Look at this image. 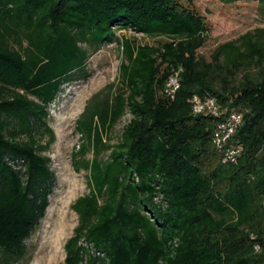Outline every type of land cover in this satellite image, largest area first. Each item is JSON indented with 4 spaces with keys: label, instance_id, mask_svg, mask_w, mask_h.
I'll use <instances>...</instances> for the list:
<instances>
[{
    "label": "trees",
    "instance_id": "1",
    "mask_svg": "<svg viewBox=\"0 0 264 264\" xmlns=\"http://www.w3.org/2000/svg\"><path fill=\"white\" fill-rule=\"evenodd\" d=\"M192 4L0 0V264L21 259L49 205L48 107L64 84L89 76V57L116 31L167 41L121 39L122 87L92 96L76 121L82 145L73 163L88 173V193L72 204L78 224L64 264H264V29L206 58L198 51L210 29ZM178 69L169 99L163 87ZM193 96L241 115L228 143L240 150L234 164H223L212 144L214 120L192 114ZM125 112L118 143L107 144L103 135Z\"/></svg>",
    "mask_w": 264,
    "mask_h": 264
},
{
    "label": "rangeland",
    "instance_id": "2",
    "mask_svg": "<svg viewBox=\"0 0 264 264\" xmlns=\"http://www.w3.org/2000/svg\"><path fill=\"white\" fill-rule=\"evenodd\" d=\"M191 7L205 18L210 29L207 42L198 51L206 58L216 46L235 40L248 31L264 29V8L257 0L232 5H223L216 0H193ZM121 39H127L137 46L151 47H158L167 41L163 36L148 37L130 31H116L115 42L102 45L89 57L86 65L89 76L75 78L62 86L48 107L46 120L54 135L53 142L43 153L50 159L49 166L55 175L49 205L39 225L24 241L23 256L12 264H64V245L78 224L72 204L88 193V173L83 169L78 171L73 163V153L82 145V138L75 130L76 121L92 96L113 95L122 87L119 70L123 60L119 47ZM130 118L131 115L125 112L113 128L103 135L107 144L118 143L123 127ZM39 141L44 145L48 136L40 137ZM109 154L110 151L101 152L99 158L107 160ZM93 156L90 151L85 159L90 161Z\"/></svg>",
    "mask_w": 264,
    "mask_h": 264
},
{
    "label": "built area",
    "instance_id": "3",
    "mask_svg": "<svg viewBox=\"0 0 264 264\" xmlns=\"http://www.w3.org/2000/svg\"><path fill=\"white\" fill-rule=\"evenodd\" d=\"M180 73L181 69L174 70L166 80L162 91L165 97L174 98L180 86ZM189 102L194 116H208L214 120L212 144L220 153L223 164H234L240 150L228 143L241 123V115L235 111L220 108L214 97L193 96ZM255 249L258 250L259 246L255 245Z\"/></svg>",
    "mask_w": 264,
    "mask_h": 264
}]
</instances>
